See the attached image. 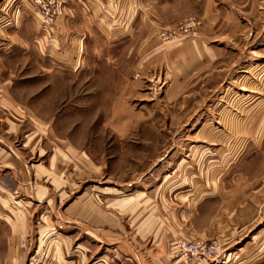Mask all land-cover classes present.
Instances as JSON below:
<instances>
[{
  "label": "crops",
  "instance_id": "obj_1",
  "mask_svg": "<svg viewBox=\"0 0 264 264\" xmlns=\"http://www.w3.org/2000/svg\"><path fill=\"white\" fill-rule=\"evenodd\" d=\"M108 1L70 0L81 4L82 13L70 9L67 17L58 19L55 34L41 31L39 15L28 0L13 3L21 13L19 25L33 23L38 34L45 35L27 38L34 51L40 50L42 42L50 55L65 64L75 67L79 63L84 30L90 34L99 30L113 43L132 44L129 54L136 57V70L143 76L126 83L117 101L133 114L130 117L137 113L124 104L126 98L142 99L165 84V95L171 98L190 83L197 70L218 62L230 42L248 34L245 7L264 9V0H241L239 4L229 0H126L121 22V15L115 16L108 8ZM192 10L203 23L198 35L164 43L154 21L171 27ZM111 14L125 26L113 32L106 23ZM1 18L0 24L2 20L11 23L9 17ZM8 31L0 29L1 42L10 37ZM22 39L16 34L17 45ZM247 72L264 91V50L260 63ZM143 86L149 92L141 91ZM18 88L6 76L0 78V264L17 263L20 243L30 231L40 245L48 243V264H89L101 247L120 251L126 264H186L171 257L177 238L222 242L220 259L202 264H264V175L262 187L245 194L221 189L216 176L207 177L203 184L189 183L190 178L184 177L180 185L171 183L172 187L179 185L176 192L189 193L182 196L189 198L187 206L179 207L170 206L168 187L127 192L120 185L81 188L79 177L74 181L69 167L76 160L88 171V157L70 144H58L53 116L26 106L31 101ZM263 91L253 99L261 104L256 114L262 112ZM248 113L244 119L250 118ZM262 150L264 143L257 145V151Z\"/></svg>",
  "mask_w": 264,
  "mask_h": 264
},
{
  "label": "rangeland",
  "instance_id": "obj_2",
  "mask_svg": "<svg viewBox=\"0 0 264 264\" xmlns=\"http://www.w3.org/2000/svg\"><path fill=\"white\" fill-rule=\"evenodd\" d=\"M3 1L0 17H9L11 23L2 20L0 24V29L10 28V37L0 41V47H4L0 50V78L6 76L17 85L21 96L25 92L24 97L31 101L26 106L46 117L53 116L58 144L83 150L89 159L88 171L76 160L68 166L74 181L79 177L81 188L120 185L127 192L140 188L162 191L168 187L170 206L179 207L189 203V198L182 197L189 193L176 192L184 177L190 178L189 183L203 184L207 177L216 176L218 187L241 194L262 187L264 150L257 151V145L264 143V105L257 118V106L261 104L253 103V99L263 90L247 69L262 60L264 9L245 7L248 34L230 42L218 62L197 70L190 83L177 89L171 98L165 95L168 84L154 87L142 99L126 98L124 104L137 113L130 117L133 114L117 101L126 83L143 76L136 70V57L129 54L132 44L113 43L99 30L92 34L84 30L82 56L74 67L55 59L42 42L40 50L34 51L28 37H42L44 33L38 34L33 23L28 27L19 25L21 13L14 6L15 0L1 4ZM59 1L63 6L59 19L67 17L70 9L82 13L81 4ZM229 1L239 4L241 0ZM125 2L121 0L114 8L108 1V8L115 16L121 15V22ZM113 14L107 15L106 23L114 32L125 25L117 23ZM192 17L201 21L200 14L192 10L174 26L156 20L153 25L164 43L184 41L198 35L201 28L190 35L181 31L167 40L163 33ZM16 34L23 37L19 45ZM246 112L248 119H244ZM210 161L215 163L210 166ZM171 183L179 185L172 187ZM19 257L16 264H48V243L40 245L30 231L20 243ZM122 257L120 251L101 247L89 264H126Z\"/></svg>",
  "mask_w": 264,
  "mask_h": 264
},
{
  "label": "built area",
  "instance_id": "obj_3",
  "mask_svg": "<svg viewBox=\"0 0 264 264\" xmlns=\"http://www.w3.org/2000/svg\"><path fill=\"white\" fill-rule=\"evenodd\" d=\"M121 0H110L111 6L116 8ZM36 9L42 32L56 33V23L62 15L63 6L59 0H32ZM202 22L196 17L188 19L177 28L165 30L163 37L167 40L170 36L185 33L193 34ZM223 244L219 239L193 240L177 238L172 243L171 257L174 261H184L186 264L216 263L221 256ZM117 257V255L115 256Z\"/></svg>",
  "mask_w": 264,
  "mask_h": 264
}]
</instances>
